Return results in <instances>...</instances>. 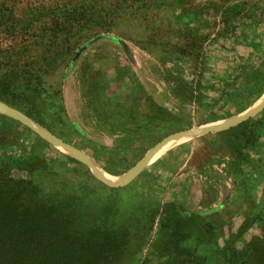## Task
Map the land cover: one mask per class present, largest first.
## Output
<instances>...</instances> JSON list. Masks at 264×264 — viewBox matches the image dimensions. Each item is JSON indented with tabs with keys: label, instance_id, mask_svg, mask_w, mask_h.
<instances>
[{
	"label": "rangeland",
	"instance_id": "1",
	"mask_svg": "<svg viewBox=\"0 0 264 264\" xmlns=\"http://www.w3.org/2000/svg\"><path fill=\"white\" fill-rule=\"evenodd\" d=\"M152 2L0 0L24 28L15 39L9 20L0 27V80L21 84L23 69L39 73L44 59L60 55L43 76L45 90L14 97L16 105L0 99L28 118L0 108V168L10 162L43 193L76 195L88 219L126 228L115 264H226L230 234L237 248L264 237V0ZM83 4L90 14L105 9L112 28L52 25ZM180 79L197 86L195 102L176 92ZM243 115L251 119L244 126L204 130ZM188 129L196 132L169 137ZM125 136L134 142L118 144ZM169 202L187 225L177 254L161 208Z\"/></svg>",
	"mask_w": 264,
	"mask_h": 264
},
{
	"label": "trees",
	"instance_id": "2",
	"mask_svg": "<svg viewBox=\"0 0 264 264\" xmlns=\"http://www.w3.org/2000/svg\"><path fill=\"white\" fill-rule=\"evenodd\" d=\"M155 1L157 0L152 3ZM82 7L83 11L67 15L64 20L52 17V25L56 29H64L72 27L76 21H83L93 22L107 31L112 28L114 20L105 9L100 8L90 14L84 9L85 4ZM8 20L7 31L17 39L19 33H16L24 29L18 27L21 19L13 13L7 15L0 11V27ZM30 23L32 22L28 21L22 27L29 28ZM181 52L184 53L185 50ZM59 59L60 55L44 59L36 74L34 70L23 69L20 74L23 81L21 84L11 85L0 80V85L3 86L0 89V99L16 105L12 101L14 97L29 100L31 93L45 90L43 76L53 70L56 65L54 61ZM177 88L176 92L185 101H196L197 86L180 79ZM60 101L64 109L61 91ZM21 110L33 117L30 112L33 110ZM33 118L43 124L40 119ZM250 121L251 119L244 121L238 126H244ZM13 171L10 162L0 168V264H115L120 259L128 244L129 233L126 228L88 219L81 200L76 195L43 193L29 177V173L24 176ZM161 208L164 209V225L171 229L169 243L176 254L181 253L180 243L186 237L185 218L173 202L166 203ZM207 228H211L210 223ZM233 235L234 233L230 234L226 247L221 252L226 264H264V237L251 239L242 248H237L233 246ZM142 264H148V261L144 260Z\"/></svg>",
	"mask_w": 264,
	"mask_h": 264
},
{
	"label": "water",
	"instance_id": "3",
	"mask_svg": "<svg viewBox=\"0 0 264 264\" xmlns=\"http://www.w3.org/2000/svg\"><path fill=\"white\" fill-rule=\"evenodd\" d=\"M0 104H2V105H5L6 107H9L10 109H12L13 111H9L10 113H12V114H20L24 119H26V120H28V118L25 116V115H23V114H21V113H19L17 110H15L14 108H12L11 106H9V105H7V104H5L4 102H1L0 101ZM248 116V115H247ZM247 116L244 118V119H242L241 121H239V122H237V123H241V122H243V121H245L246 120V118H247ZM237 123H234V124H231V125H229V126H227V127H221L222 126V124L221 125H216V126H211L210 128H204V130H208V131H211V132H218V131H221V130H224V129H227V128H230V127H232L233 125H235V124H237ZM196 132V130H194V129H188V130H185V131H182V132H179V133H176V134H173V135H171V136H169L170 138H173V137H177V136H180V135H185V134H188V133H195ZM169 137H167V138H169ZM166 138V139H167ZM166 139H164L163 141H161L155 148H153L151 151H149V153H147V155L145 156V157H143L141 160H140V162L133 168V169H135L136 167H138L139 168V170H140V168H141V166L143 165V163L145 162V160L150 156V155H152L153 153H155L165 142V140ZM57 141H60V142H62V143H65V144H67L66 142H64V141H62V140H59V139H57V138H55V142H57ZM164 142V143H163ZM67 145H70V144H67ZM71 146V145H70ZM73 147V146H72ZM74 148V147H73ZM75 150H77L80 154H81V156L80 157H82L83 159H88L87 158V156L83 153V152H81V151H79L78 149H76L75 148ZM92 164V163H91ZM138 170V171H139ZM138 171L134 174V175H136L137 173H138ZM132 179V178H131ZM131 179H129L127 182H129ZM108 183L109 184H111V185H114V186H118V185H121V184H115V183H111L109 180H108ZM126 183V182H125ZM122 184H124V183H122Z\"/></svg>",
	"mask_w": 264,
	"mask_h": 264
},
{
	"label": "bare ground",
	"instance_id": "4",
	"mask_svg": "<svg viewBox=\"0 0 264 264\" xmlns=\"http://www.w3.org/2000/svg\"><path fill=\"white\" fill-rule=\"evenodd\" d=\"M262 103H264V99L260 102V104L259 105H261ZM0 108H2L1 110H7V109H9L10 111H13L12 109H10L9 107H6L5 105H2V104H0ZM247 115H243V116H239V117H237V118H234L233 120H231V121H228V123L226 124V125H231L233 122H239V121H241L242 119H244L245 117H246ZM222 128H223V126H221ZM224 127H226L225 125H224ZM189 134V133H188ZM183 135V134H182ZM175 138V137H174ZM170 138H168V139H166L164 142L166 143L168 140H169ZM185 139V136L184 137H182V138H180V139H178V140H180V141H182V140H184ZM177 140V141H178ZM60 145H62L63 147H66V148H70V146L69 145H67V144H65V143H62V142H60V141H57ZM163 142V143H164ZM174 143V141H171V142H169V143H167L165 146H163L162 147V149L156 154V156L157 155H159L161 152H163L165 149H167L171 144H173ZM70 150H71V148H70ZM74 151H76V152H78L77 150H75V149H73ZM155 156V157H156ZM136 168H138V167H136ZM132 175H133V173H132ZM132 175H131V177H132ZM108 178H109V180L111 179L112 180V182H119V183H117V184H121V183H124V182H126L124 179H118V178H114V177H112V176H107Z\"/></svg>",
	"mask_w": 264,
	"mask_h": 264
},
{
	"label": "crops",
	"instance_id": "5",
	"mask_svg": "<svg viewBox=\"0 0 264 264\" xmlns=\"http://www.w3.org/2000/svg\"><path fill=\"white\" fill-rule=\"evenodd\" d=\"M224 121H226V120H222V122H224ZM222 122H221V124H222ZM221 124L219 123V124H215V125H213V126L221 125ZM143 139H145V137H142V138H141V140H143ZM133 140H134L133 137L125 136V137H122V138L119 140L118 144H122V145L127 146V145H129L130 143L132 144V143L134 142ZM158 143H160V141H159ZM158 143H157V144H158ZM157 144H155V145H157ZM147 153H148V152H147ZM147 153L144 155V157L147 155Z\"/></svg>",
	"mask_w": 264,
	"mask_h": 264
}]
</instances>
